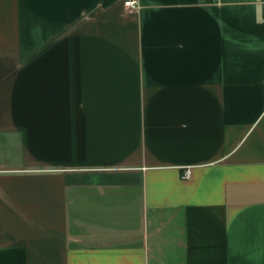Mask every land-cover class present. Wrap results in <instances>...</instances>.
<instances>
[{
    "label": "crops",
    "instance_id": "0c3cea01",
    "mask_svg": "<svg viewBox=\"0 0 264 264\" xmlns=\"http://www.w3.org/2000/svg\"><path fill=\"white\" fill-rule=\"evenodd\" d=\"M137 1L0 0V264H264V0Z\"/></svg>",
    "mask_w": 264,
    "mask_h": 264
},
{
    "label": "built area",
    "instance_id": "2783aa9c",
    "mask_svg": "<svg viewBox=\"0 0 264 264\" xmlns=\"http://www.w3.org/2000/svg\"><path fill=\"white\" fill-rule=\"evenodd\" d=\"M123 6L129 11H135L139 8V3L137 0H124ZM182 179H188L190 177V170L187 169L182 173Z\"/></svg>",
    "mask_w": 264,
    "mask_h": 264
}]
</instances>
